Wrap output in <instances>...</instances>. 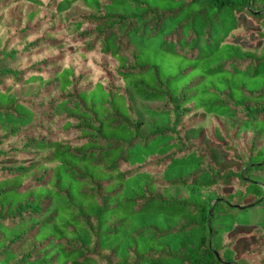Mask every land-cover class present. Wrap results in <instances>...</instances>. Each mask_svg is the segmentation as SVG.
Masks as SVG:
<instances>
[{
    "label": "trees",
    "instance_id": "1",
    "mask_svg": "<svg viewBox=\"0 0 264 264\" xmlns=\"http://www.w3.org/2000/svg\"><path fill=\"white\" fill-rule=\"evenodd\" d=\"M254 174L264 0H0V264H264Z\"/></svg>",
    "mask_w": 264,
    "mask_h": 264
},
{
    "label": "rangeland",
    "instance_id": "2",
    "mask_svg": "<svg viewBox=\"0 0 264 264\" xmlns=\"http://www.w3.org/2000/svg\"><path fill=\"white\" fill-rule=\"evenodd\" d=\"M134 102H135V108L138 112H140L143 107H156V106L160 105V103H155V102L147 103V102H142L138 99H134ZM234 124H240V122L235 120V119H227V126H228L227 132H228V134H231V126ZM209 146H211L212 155L217 156L218 151L217 150L215 151L212 144H209ZM253 177L264 181V178L262 176L257 175V174H254ZM177 195L182 196V195H184V192L178 191ZM246 217L247 216H243V220H245ZM253 244H254V238L252 235L251 236L249 235L247 237H243V238L237 240V242H235V244H234L235 258H238L241 254H243L247 250L254 248L255 245L253 246Z\"/></svg>",
    "mask_w": 264,
    "mask_h": 264
}]
</instances>
